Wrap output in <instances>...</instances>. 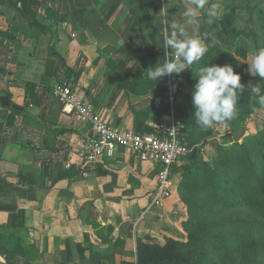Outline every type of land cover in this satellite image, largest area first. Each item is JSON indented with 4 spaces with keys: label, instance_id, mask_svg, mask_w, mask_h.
Returning <instances> with one entry per match:
<instances>
[{
    "label": "crops",
    "instance_id": "crops-1",
    "mask_svg": "<svg viewBox=\"0 0 264 264\" xmlns=\"http://www.w3.org/2000/svg\"><path fill=\"white\" fill-rule=\"evenodd\" d=\"M189 7L190 0H35L36 27L20 16L17 0H0V30L11 32L0 38V236L35 250L23 264H89L92 250L106 252L118 240L133 243L138 257V238L184 240L176 222L185 212L175 196L181 173L172 196L156 205L155 161L119 148L84 163L78 151L90 126L52 89L70 72L101 117L134 129L135 113L160 93L136 94L124 74L146 76L152 59L174 57L163 48L165 32L183 28L182 39L197 36ZM146 122L158 123L153 115Z\"/></svg>",
    "mask_w": 264,
    "mask_h": 264
},
{
    "label": "rangeland",
    "instance_id": "rangeland-1",
    "mask_svg": "<svg viewBox=\"0 0 264 264\" xmlns=\"http://www.w3.org/2000/svg\"><path fill=\"white\" fill-rule=\"evenodd\" d=\"M213 4L217 5V15L211 17L212 22L209 23L208 9ZM196 12L195 17L199 19L198 22H201L204 29L201 32L197 31V36L192 37L193 39H199L205 44L204 33L220 34L225 39L231 29L238 32L239 36L231 47L224 46L226 51L222 50L220 56H214L216 62L211 65H231L234 72L241 76V83L245 85L244 93L242 95L238 93L236 118L214 124L209 134L200 135L199 141L196 142L195 135H192L190 119L184 117L190 126H188L192 140L190 147L197 150L201 148V155L205 162H221L223 160L221 151L236 147L234 151L236 154L234 167L236 168L231 167L229 172L231 181H227L228 178L225 177L219 185L224 192L213 196L207 195L206 200L214 202H208V207L198 214L203 218L197 229L213 223H222L221 226L209 231L212 238L205 242V248L199 251L198 258L202 261L201 264H264V229L248 228L235 223L238 220L264 222V105H260L258 96L251 92V88L258 85L261 89L260 94L264 95V80L248 73V62L252 59L254 51L264 48V0H206L205 7ZM175 58V55L166 57L168 60ZM164 59L165 57H162L156 64L163 63ZM70 77L73 78L72 75ZM124 78L125 84H133L127 82L125 76ZM162 80L168 86L170 112L177 115V110H182L183 104L173 100L176 97L175 93L173 98V90L182 89L183 92L191 94V87H188L186 81L177 80L175 74L165 76ZM136 87L141 88L138 85ZM185 107L194 112L193 106L185 105ZM169 114L164 115L169 116ZM150 115L157 119L154 111ZM162 120L164 119H157V122ZM244 142L247 143L246 153L254 164L252 167L247 164V154L238 151L237 145ZM223 155L227 157L226 154ZM182 172L181 166L176 168L173 180L176 181L175 175L177 173L182 175ZM228 182L240 183L243 188L233 187L228 185ZM177 203L185 211L176 221L181 226V223L186 221L187 209L182 203L178 201ZM247 229L250 230L247 231ZM249 233L254 234L251 239L246 238ZM186 238L184 233V240ZM228 238L232 239V242H226L225 239ZM20 245L19 240L6 236L0 238V259L4 258L6 264H23L30 263L36 258L33 248L23 251ZM134 250L133 243L125 242L124 246L121 243L118 244L115 247L117 252L113 250L109 254L110 264H138V257H135ZM95 252L102 254L105 251L95 250ZM171 264H196V261H173Z\"/></svg>",
    "mask_w": 264,
    "mask_h": 264
},
{
    "label": "trees",
    "instance_id": "trees-1",
    "mask_svg": "<svg viewBox=\"0 0 264 264\" xmlns=\"http://www.w3.org/2000/svg\"><path fill=\"white\" fill-rule=\"evenodd\" d=\"M18 9L20 11V16H23L30 25L36 27H42V24L36 18V12L33 10V6L35 5V0H17ZM199 19L197 17L193 18V21L198 28V31H202L204 26L201 22H198ZM214 32V31H213ZM210 35L204 33L205 37V45L208 47V51L205 55L199 60L194 62L191 67L185 70L183 73L175 74L176 79H180L186 81L185 83L188 87H191V94L183 92L182 89H174L173 90V98L176 93V97L173 100L176 102H181L183 104L182 110H177V115L175 117L177 119L183 120L188 126L189 124L185 121L184 117L190 119V126H192V135H195L196 142L200 140L201 136L204 134H209L211 128L207 130H202L196 123L194 112L188 110L187 106L192 105V93L195 90V84L197 83V79L199 78L200 69L203 67L211 66V63H215L216 59L214 56H220V52L227 48H230L235 39L239 36L238 32L235 29H231V32L227 35L225 39L221 37L220 34L212 33ZM5 36H11V32H4L0 30V38ZM162 50H164L162 48ZM226 51V50H225ZM154 55V53H153ZM166 59V57H165ZM173 60V59H172ZM157 63V59H152L150 63V67L155 66ZM114 68V66H113ZM69 79L72 82L75 81L70 77V72H68ZM127 78V82L133 83V90L136 94H146L149 89L156 88L160 97L154 101L147 109L142 111H137L135 114V124L134 130L137 132H148L152 130V127L146 122L150 116V113L154 111L157 115V119L160 120L164 114L171 113V101L170 97L167 96L168 86L161 79L159 81H152L147 78V76H143L141 74H124ZM129 83L125 84L128 85ZM31 85H35L32 83ZM141 86V88L136 89L134 86ZM136 89V90H135ZM185 102V103H184ZM194 110V108H193ZM189 126V127H190ZM200 137V138H199ZM190 143H192L191 135H190ZM247 143L238 144V151L243 152L245 154L247 147ZM235 148L229 150H222L221 156L222 161L218 163H210L205 162L203 156L201 155V148L198 149V152L194 158H192V154L182 161L179 165H177L174 169V174L176 172V168L180 167L183 169L181 180L176 189V198L177 201L182 203L187 209V217L184 223H181V230L186 234V240H176L173 238H167L164 244L158 242H151V239H147L144 241L143 239H137V248H138V264H171L173 261H196V264H201L202 261L199 260V251L205 248L204 244L207 240L212 238L209 235V231L214 227H219L222 223H213L209 226H206L202 229H197L202 222V216L198 215L201 213L206 207H208V202L213 203L214 201H207V195H217L220 192H224L219 188L220 183L224 181V178L227 177V181H231L229 172L231 171V167L236 166L234 153ZM220 154V153H219ZM223 154H226L225 157ZM247 156V164L249 167H252L253 162ZM217 160V158H216ZM214 163V164H213ZM236 168V167H234ZM61 174L58 178L63 177ZM228 185H231L236 188H243L240 183L236 182H228ZM226 198V197H225ZM239 226H247L256 227L257 229H264V222L261 220L255 222H247L238 220L235 221ZM93 227L97 229L98 236L101 237L103 243H107V238L104 236V229L99 226L96 221H92ZM250 229H247L249 231ZM254 234H247L246 238L251 239ZM2 238V236H0ZM215 239V237L213 238ZM87 240L89 241V237L87 236ZM226 242H232V239H225ZM122 244L124 246V240H118L113 247L107 249L104 254L96 253L94 250L91 251L90 257L85 261L89 264H102V261L106 258L110 257V253L114 250L118 244ZM113 252V253H114ZM109 256V257H108Z\"/></svg>",
    "mask_w": 264,
    "mask_h": 264
},
{
    "label": "built area",
    "instance_id": "built-area-1",
    "mask_svg": "<svg viewBox=\"0 0 264 264\" xmlns=\"http://www.w3.org/2000/svg\"><path fill=\"white\" fill-rule=\"evenodd\" d=\"M52 94L79 121L90 126V136L78 151L84 163L93 164L105 156L113 157L119 148L129 150L157 164L158 184L153 203L159 205L171 197L174 169L194 150L190 147L189 127L183 120L177 119L172 112L166 119L150 124L151 131L120 130L101 117L90 100L79 95L71 80L58 82Z\"/></svg>",
    "mask_w": 264,
    "mask_h": 264
},
{
    "label": "clouds",
    "instance_id": "clouds-1",
    "mask_svg": "<svg viewBox=\"0 0 264 264\" xmlns=\"http://www.w3.org/2000/svg\"><path fill=\"white\" fill-rule=\"evenodd\" d=\"M195 7H189L186 15L196 16V10L205 7L206 0H190ZM217 5L208 9L209 23L211 17L217 15ZM191 22V21H190ZM184 29L165 32L163 35V48L173 50L175 59H164L149 67L144 75L149 80L159 81L165 76L180 74L187 70L194 62L199 61L208 51V47L199 39H182ZM248 73L253 77L264 80V48L254 51L252 59L248 62ZM245 85L241 83V76L234 72L231 65H211L200 69L199 78L192 93L195 123L207 130L214 124L224 123L236 118L238 93L243 94ZM251 92L258 96L260 105H264V95H261L259 86H253Z\"/></svg>",
    "mask_w": 264,
    "mask_h": 264
},
{
    "label": "water",
    "instance_id": "water-1",
    "mask_svg": "<svg viewBox=\"0 0 264 264\" xmlns=\"http://www.w3.org/2000/svg\"><path fill=\"white\" fill-rule=\"evenodd\" d=\"M238 138H239V136H238ZM197 151H198L197 149H194V150H193V152H192V158H194V157L196 156Z\"/></svg>",
    "mask_w": 264,
    "mask_h": 264
}]
</instances>
